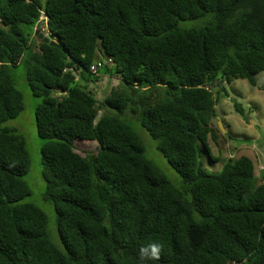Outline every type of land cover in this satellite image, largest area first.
Listing matches in <instances>:
<instances>
[{"label":"trees","instance_id":"trees-1","mask_svg":"<svg viewBox=\"0 0 264 264\" xmlns=\"http://www.w3.org/2000/svg\"><path fill=\"white\" fill-rule=\"evenodd\" d=\"M42 14L54 45L19 29L36 28ZM23 55L41 99L35 121L56 242L47 214L24 201L25 138L1 126L24 108L12 75ZM262 71L264 0H0V264H264V178L254 161L230 157L218 173L202 161L221 132L212 87L256 84ZM101 75L120 79L103 99L90 87ZM127 115L156 140L180 186L147 156ZM77 141L96 149L81 154Z\"/></svg>","mask_w":264,"mask_h":264},{"label":"rangeland","instance_id":"rangeland-1","mask_svg":"<svg viewBox=\"0 0 264 264\" xmlns=\"http://www.w3.org/2000/svg\"><path fill=\"white\" fill-rule=\"evenodd\" d=\"M19 29L26 34L31 33L32 37H37L36 28L21 25ZM100 73H102L101 70ZM12 75L17 88L23 94L24 108L16 118L4 122L1 126L16 128L25 138L30 156V168L25 175V180L30 186L31 194L24 201L36 204L47 214L48 230L56 242L57 238L59 240L57 213L53 203L45 198L47 184L42 176V141L39 138L35 121L36 106L41 99L34 96L30 90L26 79L25 55L12 69ZM101 77L103 78L90 85L99 99H103L113 87L120 83L117 77L103 75ZM255 80L256 84H251L247 79L238 78L230 83L215 84L212 87L218 102L216 105L217 124L218 120H221L225 131L218 133L217 140L212 137L208 139L211 155L215 160L212 156L211 158L207 156L202 160L206 170L218 173L230 157L238 158L247 155L254 161L256 174L258 179L260 178L264 170V71L258 73ZM236 103L240 105L243 113L237 110ZM126 117L133 121V127L145 144L147 156L163 169L176 186H180L182 184L180 174L158 150L156 140L134 117L129 115ZM95 149L96 142L77 141V151L81 154ZM263 178L264 176L260 181ZM54 233L57 234V238L54 237Z\"/></svg>","mask_w":264,"mask_h":264},{"label":"water","instance_id":"water-1","mask_svg":"<svg viewBox=\"0 0 264 264\" xmlns=\"http://www.w3.org/2000/svg\"><path fill=\"white\" fill-rule=\"evenodd\" d=\"M46 21V18L44 17V14H42L41 16V20L37 23L36 25V31H35V35L39 38V39H42L44 42H47V43H50V44H56V42L52 39V37L49 35V34H45L44 32H42L40 30V28L42 27V24ZM218 126L220 128V130L222 132H224V127H223V124H222V121L221 120H218ZM264 176V170H262V173H261V176L259 178L258 181L261 180V178Z\"/></svg>","mask_w":264,"mask_h":264},{"label":"built area","instance_id":"built-area-1","mask_svg":"<svg viewBox=\"0 0 264 264\" xmlns=\"http://www.w3.org/2000/svg\"><path fill=\"white\" fill-rule=\"evenodd\" d=\"M101 65V63H98V65H93L92 66V70L94 71V72H96L97 71V69H98V67Z\"/></svg>","mask_w":264,"mask_h":264}]
</instances>
